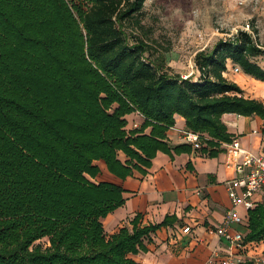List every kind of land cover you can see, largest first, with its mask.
Here are the masks:
<instances>
[{
    "label": "trees",
    "instance_id": "16d2710c",
    "mask_svg": "<svg viewBox=\"0 0 264 264\" xmlns=\"http://www.w3.org/2000/svg\"><path fill=\"white\" fill-rule=\"evenodd\" d=\"M146 1L0 0V264H137L130 255L176 218L142 227L137 214L108 236L102 220L125 204L124 190L88 176L99 160L124 180L145 175L158 152H190L166 142L175 115L208 158L235 139L225 114L260 118L264 140V102L223 76L231 63L264 83V48L238 31L195 55V79L171 74L141 24ZM133 113L138 128L128 127ZM246 216L245 241H263L264 202Z\"/></svg>",
    "mask_w": 264,
    "mask_h": 264
},
{
    "label": "crops",
    "instance_id": "0c3cea01",
    "mask_svg": "<svg viewBox=\"0 0 264 264\" xmlns=\"http://www.w3.org/2000/svg\"><path fill=\"white\" fill-rule=\"evenodd\" d=\"M243 76L247 81L251 79ZM238 85L245 97L264 102L261 97L247 94L245 86ZM126 119L129 128L143 121L136 113ZM174 119V127L166 133V142L171 147L185 144L182 139L185 121L178 115ZM222 121L243 150L253 154L264 151L260 118L225 114ZM190 149L188 153L174 154L173 157L158 152L150 168H143L145 175L134 171L124 180L109 173L102 160L94 162L99 172L94 178H88L96 184L106 182L121 187L126 200L122 207L102 220L108 236L121 227L131 228L130 222L137 214L142 227L161 223L166 216L176 218L170 226L151 234L150 241L145 240L146 253L130 255L137 264H219L228 255L227 243L211 231L222 223L230 206L226 183L235 174L224 167L222 152L215 158H208ZM119 160H126L122 153H119ZM239 212L244 213L243 209ZM184 227H189L190 233L184 234ZM250 255L249 251H244L241 256L245 260Z\"/></svg>",
    "mask_w": 264,
    "mask_h": 264
},
{
    "label": "rangeland",
    "instance_id": "374dc122",
    "mask_svg": "<svg viewBox=\"0 0 264 264\" xmlns=\"http://www.w3.org/2000/svg\"><path fill=\"white\" fill-rule=\"evenodd\" d=\"M140 18L154 51L153 57L160 56L169 73L181 77L195 79L199 75L194 64L195 55L210 50L220 39L232 38L238 31L249 33L264 48V0H147ZM132 27V23L126 26L127 33L142 39V30ZM255 61L264 68V56ZM224 77L245 86L247 94L264 99L261 83L247 81L242 73H228ZM245 228L244 237L248 233V223ZM45 242L40 243L48 246ZM249 243L257 250L246 249L251 255L244 261L264 264V240Z\"/></svg>",
    "mask_w": 264,
    "mask_h": 264
},
{
    "label": "built area",
    "instance_id": "2783aa9c",
    "mask_svg": "<svg viewBox=\"0 0 264 264\" xmlns=\"http://www.w3.org/2000/svg\"><path fill=\"white\" fill-rule=\"evenodd\" d=\"M228 73L240 74L241 70L231 63L227 64ZM184 79L188 78L183 76ZM134 123L132 128H138ZM255 132V131H254ZM182 139L192 150L198 151L201 148V136L185 129L182 132ZM223 165L232 171L235 176L226 183L230 206L225 212L222 223L213 228L211 234L218 236L227 243L228 255L219 261V264H239L243 260L244 251L255 250L249 242L245 241L244 231L247 224V210L256 203L264 202V151L261 154H253L241 148L237 138L230 143L222 144ZM243 209L244 213L239 210ZM184 234L190 233L189 227L182 229Z\"/></svg>",
    "mask_w": 264,
    "mask_h": 264
},
{
    "label": "bare ground",
    "instance_id": "6f19581e",
    "mask_svg": "<svg viewBox=\"0 0 264 264\" xmlns=\"http://www.w3.org/2000/svg\"><path fill=\"white\" fill-rule=\"evenodd\" d=\"M253 81H255V83H261V85H264V83H262V82H260V81H256V80H254V79H252ZM254 82H251V85H255L256 86V84H255ZM263 95H264V92H263Z\"/></svg>",
    "mask_w": 264,
    "mask_h": 264
}]
</instances>
